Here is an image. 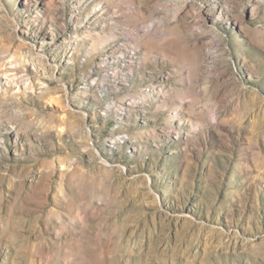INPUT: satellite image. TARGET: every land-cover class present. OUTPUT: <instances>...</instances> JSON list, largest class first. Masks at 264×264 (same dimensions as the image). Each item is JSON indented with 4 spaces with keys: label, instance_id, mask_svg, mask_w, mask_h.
<instances>
[{
    "label": "rangeland",
    "instance_id": "1",
    "mask_svg": "<svg viewBox=\"0 0 264 264\" xmlns=\"http://www.w3.org/2000/svg\"><path fill=\"white\" fill-rule=\"evenodd\" d=\"M0 264H264V0H0Z\"/></svg>",
    "mask_w": 264,
    "mask_h": 264
},
{
    "label": "bare ground",
    "instance_id": "2",
    "mask_svg": "<svg viewBox=\"0 0 264 264\" xmlns=\"http://www.w3.org/2000/svg\"><path fill=\"white\" fill-rule=\"evenodd\" d=\"M9 81L12 82V79H10Z\"/></svg>",
    "mask_w": 264,
    "mask_h": 264
}]
</instances>
